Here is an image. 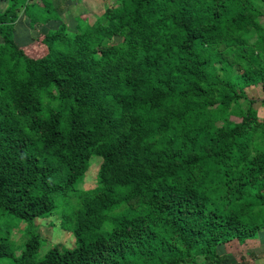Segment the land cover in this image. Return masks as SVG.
<instances>
[{
  "label": "trees",
  "instance_id": "16d2710c",
  "mask_svg": "<svg viewBox=\"0 0 264 264\" xmlns=\"http://www.w3.org/2000/svg\"><path fill=\"white\" fill-rule=\"evenodd\" d=\"M0 1V260L228 264L264 230V0H111L76 31L54 0ZM26 15L60 21L38 53ZM50 215L75 242L42 254Z\"/></svg>",
  "mask_w": 264,
  "mask_h": 264
},
{
  "label": "rangeland",
  "instance_id": "374dc122",
  "mask_svg": "<svg viewBox=\"0 0 264 264\" xmlns=\"http://www.w3.org/2000/svg\"><path fill=\"white\" fill-rule=\"evenodd\" d=\"M55 4L58 6L59 10L65 15L64 20L67 22L68 25H70L71 31H76V24L79 22L81 25H84V22L86 19L83 18V14H86L88 17V22L93 23L105 10V7L107 4H111V0H54ZM7 4V2H6ZM5 8V2L0 1V11ZM23 16V14L21 15ZM62 18V17H61ZM28 17L27 15L23 17L21 20L18 21L17 24V33L15 35V38L17 42H22L23 35L27 34V37L29 39V43H34V46L30 48L29 52L31 53H38L40 50L39 44L42 34L47 26H51V28H55L59 26L60 21L50 22L46 25H36L33 27H29V25H26ZM262 23L264 25V16L261 17ZM29 23V19L27 21ZM28 29L26 30L25 29ZM25 29V33L23 34V31ZM120 40V38H115L114 41ZM27 42H25L26 44ZM24 44V45H25ZM38 45V47L36 46ZM235 118V117H233ZM238 119V118H235ZM98 166L95 164L93 165L92 169L86 174V178L84 183L82 184L83 188H91L95 186V176ZM56 217L57 221L52 218L49 222V219H37L35 221L37 227L39 228L40 232L43 235V243H42V250L41 253L43 254L53 243H57L58 245H63L64 247H71L72 244L75 242L74 236L72 232L74 230L71 227H68L67 229H63L60 224V220L58 216L50 215V217ZM45 217V218H48ZM25 223L21 225L20 228H24ZM69 230V231H68ZM15 231L16 236H20L19 228L13 230ZM258 237V236H257ZM73 242V243H72ZM51 244V245H50ZM45 247H48L46 250ZM246 249L245 243H238L237 241H230L220 246V252L224 254H228L227 262L228 264H233V256H236V258H239L244 253ZM234 254V255H233ZM1 264H7L8 262L5 260H0Z\"/></svg>",
  "mask_w": 264,
  "mask_h": 264
},
{
  "label": "crops",
  "instance_id": "0c3cea01",
  "mask_svg": "<svg viewBox=\"0 0 264 264\" xmlns=\"http://www.w3.org/2000/svg\"><path fill=\"white\" fill-rule=\"evenodd\" d=\"M6 5L7 4L5 2V7H6ZM59 11L61 13V17L64 20V18H65L64 14H66V13L63 14L61 12V10H59ZM82 16H86V14H83ZM55 21H58V20H51L50 22H55ZM26 25H29V24H27V22H26L25 26ZM76 26H77V24H76ZM68 27L70 29V25H68ZM25 29H26V27H25ZM25 29H24L22 35L26 34ZM17 30H19V29H17ZM26 30H28V29H26ZM69 31H71V29ZM21 40H22V42H24V44H25V42L29 43V39L27 37V34L23 35ZM245 91H246L249 98L255 100V102L253 103V107L257 110L259 117L260 118L264 117V87L262 86V84L259 83V84L249 85L245 88ZM257 236L258 237H255L252 239H247L244 242L246 244L245 252L244 253L242 252V254L239 258H236V256H233V262H234L233 264H238L243 259L245 261L247 260L250 264H264V230L259 231ZM233 241H237L238 243H241L238 240H233Z\"/></svg>",
  "mask_w": 264,
  "mask_h": 264
}]
</instances>
